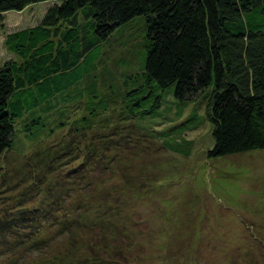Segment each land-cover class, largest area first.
Wrapping results in <instances>:
<instances>
[{"label": "trees", "instance_id": "obj_1", "mask_svg": "<svg viewBox=\"0 0 264 264\" xmlns=\"http://www.w3.org/2000/svg\"><path fill=\"white\" fill-rule=\"evenodd\" d=\"M46 1L51 4L36 24L5 32V12ZM135 18H142L135 21L141 22L143 59H135L126 41H119L126 50L113 59L105 47ZM3 30L10 56L0 64V158L23 149L26 141L34 144L66 127L70 135L63 133V155L82 158L72 170L108 169L113 174L109 164L118 155L97 156L100 144L124 150L123 133L110 128L118 121L130 126L136 119L149 133V120H169L170 109H162L168 89L179 102L204 94L212 140L208 157L264 149V0H0ZM80 134H95L100 143L92 141L89 148L96 149L84 152ZM171 134L166 126L153 135L184 152L189 142L175 141L181 134ZM5 171V180L14 173L19 178L17 168ZM20 175L18 183H26L20 196L37 188V197L43 195L29 206L18 203L16 209L0 213V264L127 261L130 234L121 229L127 230L132 215L127 198H119L123 210L108 202L99 212L106 203L101 202L93 209L96 217L84 221L77 210V219L70 220L74 206L62 202L70 196L64 189L68 186L59 190L47 183L44 189L33 169ZM77 204L78 209L85 206ZM67 209L70 217L59 215ZM75 225L86 231L77 232ZM114 234L126 236L123 246L109 240Z\"/></svg>", "mask_w": 264, "mask_h": 264}, {"label": "rangeland", "instance_id": "obj_2", "mask_svg": "<svg viewBox=\"0 0 264 264\" xmlns=\"http://www.w3.org/2000/svg\"><path fill=\"white\" fill-rule=\"evenodd\" d=\"M50 4L46 1L21 11L5 12L2 16L5 32L36 24ZM137 19L142 20L132 21ZM141 29V22L135 21L113 35L105 47L106 53L114 59L121 50L133 47L135 59L142 60ZM5 32L0 31V64L10 56L3 45ZM119 41H126L128 45L119 47ZM110 66L114 67L111 62ZM113 71L116 72L115 68ZM171 91L168 89L166 103L162 106V109H170L169 120L165 116L149 120L146 123L149 133L136 119L128 122L130 126L118 121V126L114 123L116 126L110 128L111 132L123 133L120 141L124 150H107L100 144L97 156L118 155L117 161L109 164L113 174L108 169L97 173L72 170L82 158L63 155L66 141L63 133L70 135L66 127L41 136L43 138L34 144L26 141L21 150L7 152L0 158V213L16 209L18 203L29 206L42 197L43 192L37 197L38 188L20 196L26 184L18 183L20 174L28 175L33 169L41 176L37 183L44 189L47 183L59 190L69 187L64 189L70 196L62 202L70 208L74 206L70 220L77 219L75 211L78 210L87 221L97 214L93 209L101 202L106 203L99 212L106 209L108 202L118 203L123 210L119 198L122 201L127 198V209H131L132 215L127 230L121 229L130 234L131 255L129 248L125 249L128 259L124 262L127 257H119L123 261L120 264H264V149L208 157L206 150L212 140L211 125L205 117L204 94L196 101L179 102ZM179 111L181 114H177ZM69 115L72 117V113ZM136 123H140L139 126ZM166 126L172 136L177 132L181 134L175 141L184 138L189 142L184 144V152L167 147L159 135H153L165 131ZM95 134L77 136L84 152L100 143ZM49 167L54 168L52 173ZM6 168L8 172L17 168L19 178L14 173L5 180ZM79 201L85 203L80 209L75 208L80 206ZM63 211L59 212L60 216H69V209ZM74 229L80 233L86 231L85 227L77 225ZM110 236V241L122 246L126 241L123 234Z\"/></svg>", "mask_w": 264, "mask_h": 264}]
</instances>
